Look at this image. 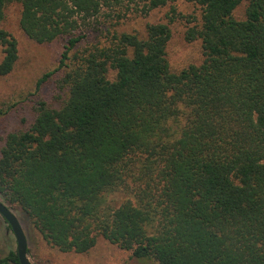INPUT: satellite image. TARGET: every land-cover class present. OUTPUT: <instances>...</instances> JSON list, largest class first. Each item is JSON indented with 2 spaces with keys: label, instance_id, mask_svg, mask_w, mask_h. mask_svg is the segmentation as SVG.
<instances>
[{
  "label": "trees",
  "instance_id": "trees-1",
  "mask_svg": "<svg viewBox=\"0 0 264 264\" xmlns=\"http://www.w3.org/2000/svg\"><path fill=\"white\" fill-rule=\"evenodd\" d=\"M13 1L29 40L66 39L36 82L62 71L66 94L4 138L9 208L61 253L101 238L155 264H264V0H181L200 8L186 40L200 41L203 61L178 72L168 25L117 31L134 0H0V78L18 58L1 28ZM148 1L146 13L175 0ZM92 31L104 40L82 46ZM121 190L132 198L110 206ZM0 264H19L16 253Z\"/></svg>",
  "mask_w": 264,
  "mask_h": 264
},
{
  "label": "rangeland",
  "instance_id": "rangeland-1",
  "mask_svg": "<svg viewBox=\"0 0 264 264\" xmlns=\"http://www.w3.org/2000/svg\"><path fill=\"white\" fill-rule=\"evenodd\" d=\"M148 3V0H134L130 3V11L118 22L120 24L116 27L117 31L136 33L142 37L147 24H166L170 29L166 59L171 71L178 72L190 65H200L203 61L200 41L186 40L188 29L195 27L200 20V8L175 0L167 1L165 6L146 13L145 8ZM244 8L245 4H241L235 10V19L243 18ZM19 15V4L10 2L4 9V18L1 23V28L17 42L18 58L11 73L0 78V105L6 111L5 115L0 117V147L7 134L25 130L31 125L38 103L43 102L49 107L58 108L66 94L61 83L62 71L54 74L36 90L37 80L43 74L57 68L66 39L61 38L48 44L32 42L19 28ZM86 37L82 46L104 40V35L96 31L88 32ZM1 59L0 50V61ZM131 198V194L121 190L109 194L106 200L110 206L117 207ZM0 200L8 206L1 198ZM12 212L18 218L25 234L27 257L31 264H155L151 261L132 259L130 253L118 249L101 238L86 254L61 253L46 244L31 228L28 221L20 215L21 213L16 210ZM15 250L14 236L0 216V260Z\"/></svg>",
  "mask_w": 264,
  "mask_h": 264
},
{
  "label": "water",
  "instance_id": "water-1",
  "mask_svg": "<svg viewBox=\"0 0 264 264\" xmlns=\"http://www.w3.org/2000/svg\"><path fill=\"white\" fill-rule=\"evenodd\" d=\"M0 216L9 227L16 242V256L19 264H31L27 257L26 237L12 210L0 200Z\"/></svg>",
  "mask_w": 264,
  "mask_h": 264
}]
</instances>
